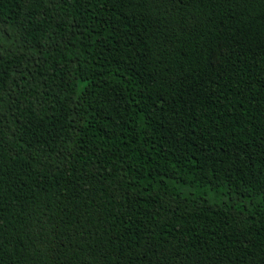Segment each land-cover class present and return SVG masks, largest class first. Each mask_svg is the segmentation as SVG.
Returning <instances> with one entry per match:
<instances>
[{
    "label": "trees",
    "instance_id": "trees-1",
    "mask_svg": "<svg viewBox=\"0 0 264 264\" xmlns=\"http://www.w3.org/2000/svg\"><path fill=\"white\" fill-rule=\"evenodd\" d=\"M0 264H264V0H0Z\"/></svg>",
    "mask_w": 264,
    "mask_h": 264
}]
</instances>
